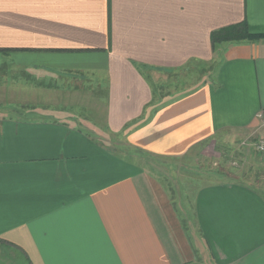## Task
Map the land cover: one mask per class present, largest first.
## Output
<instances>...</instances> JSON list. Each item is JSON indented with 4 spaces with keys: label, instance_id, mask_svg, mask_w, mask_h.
<instances>
[{
    "label": "crops",
    "instance_id": "0c3cea01",
    "mask_svg": "<svg viewBox=\"0 0 264 264\" xmlns=\"http://www.w3.org/2000/svg\"><path fill=\"white\" fill-rule=\"evenodd\" d=\"M242 21L264 33V0H0L1 57L107 83L103 125L0 114V264H193L159 216L156 178L111 137L153 159L264 134V37L212 45ZM196 62L216 70L154 104L147 70ZM262 174L194 189L214 264H264Z\"/></svg>",
    "mask_w": 264,
    "mask_h": 264
},
{
    "label": "rangeland",
    "instance_id": "374dc122",
    "mask_svg": "<svg viewBox=\"0 0 264 264\" xmlns=\"http://www.w3.org/2000/svg\"><path fill=\"white\" fill-rule=\"evenodd\" d=\"M218 62V61H217ZM216 63H192L173 70H147L154 81V104L175 98L211 77ZM59 75V74H57ZM75 75V76H71ZM107 83L96 76L63 73L53 76L45 73L35 77L14 66L0 56V114L27 118H57L71 116L78 123L92 120L99 125L105 122ZM261 121V119H260ZM263 121H261L262 125ZM260 133L234 137L229 145L218 141L208 154L201 150L177 158H145L138 149L126 144L123 135H112V140L123 143V156L138 160L156 190L157 207L164 225L190 255L186 261L193 264H214L207 252L204 238L197 230L194 215L196 191L202 184L217 180H247L262 178L261 158L255 141ZM213 148V146L211 147ZM131 153H133L131 155ZM262 169V171H261ZM253 177V178H252ZM195 181L197 183H195ZM195 185V186H194ZM199 239V240H198ZM203 239V240H202ZM197 240V241H196ZM183 248V249H184ZM16 264L28 263L20 257Z\"/></svg>",
    "mask_w": 264,
    "mask_h": 264
},
{
    "label": "trees",
    "instance_id": "16d2710c",
    "mask_svg": "<svg viewBox=\"0 0 264 264\" xmlns=\"http://www.w3.org/2000/svg\"><path fill=\"white\" fill-rule=\"evenodd\" d=\"M264 33H252L246 21L214 30L211 34L213 48H217L223 42L241 41L245 39H260Z\"/></svg>",
    "mask_w": 264,
    "mask_h": 264
},
{
    "label": "built area",
    "instance_id": "2783aa9c",
    "mask_svg": "<svg viewBox=\"0 0 264 264\" xmlns=\"http://www.w3.org/2000/svg\"><path fill=\"white\" fill-rule=\"evenodd\" d=\"M261 121H263L262 126H264V114L260 115ZM255 149L260 153H264V134H261L255 141Z\"/></svg>",
    "mask_w": 264,
    "mask_h": 264
}]
</instances>
